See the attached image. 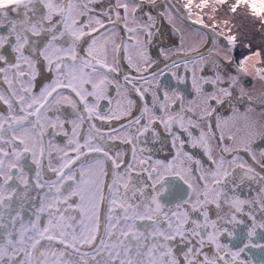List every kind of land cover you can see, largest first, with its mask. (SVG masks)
Segmentation results:
<instances>
[{
    "label": "snow or ice",
    "instance_id": "obj_1",
    "mask_svg": "<svg viewBox=\"0 0 264 264\" xmlns=\"http://www.w3.org/2000/svg\"><path fill=\"white\" fill-rule=\"evenodd\" d=\"M0 85V264H264V0H0Z\"/></svg>",
    "mask_w": 264,
    "mask_h": 264
},
{
    "label": "flooded vegetation",
    "instance_id": "obj_2",
    "mask_svg": "<svg viewBox=\"0 0 264 264\" xmlns=\"http://www.w3.org/2000/svg\"><path fill=\"white\" fill-rule=\"evenodd\" d=\"M163 27H164V29L166 30V33H167L166 36H165V38H164V43H165V44H171L172 40H174L175 37H174V36H171V38H169V37H170V28H169V26L166 24V22H165V24L163 25ZM125 67H126V65H125ZM0 87H6V86H4V85H0ZM113 95H114V93H113ZM102 104L106 106V102H102ZM97 123H99V122H97ZM113 126H115V124H113ZM85 127H87V125H85ZM118 143H119V142H117V144H118Z\"/></svg>",
    "mask_w": 264,
    "mask_h": 264
},
{
    "label": "rangeland",
    "instance_id": "obj_3",
    "mask_svg": "<svg viewBox=\"0 0 264 264\" xmlns=\"http://www.w3.org/2000/svg\"><path fill=\"white\" fill-rule=\"evenodd\" d=\"M260 42L259 34H256L255 39L253 40L254 46Z\"/></svg>",
    "mask_w": 264,
    "mask_h": 264
}]
</instances>
